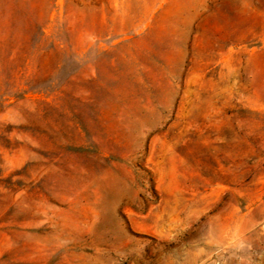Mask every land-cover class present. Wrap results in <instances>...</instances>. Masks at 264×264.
I'll return each instance as SVG.
<instances>
[{
    "label": "rangeland",
    "instance_id": "1",
    "mask_svg": "<svg viewBox=\"0 0 264 264\" xmlns=\"http://www.w3.org/2000/svg\"><path fill=\"white\" fill-rule=\"evenodd\" d=\"M205 218L264 264V0H0V264H172Z\"/></svg>",
    "mask_w": 264,
    "mask_h": 264
},
{
    "label": "clouds",
    "instance_id": "2",
    "mask_svg": "<svg viewBox=\"0 0 264 264\" xmlns=\"http://www.w3.org/2000/svg\"><path fill=\"white\" fill-rule=\"evenodd\" d=\"M196 231L191 239L184 236ZM172 264H251V245L242 233L222 234L207 219L173 238Z\"/></svg>",
    "mask_w": 264,
    "mask_h": 264
}]
</instances>
